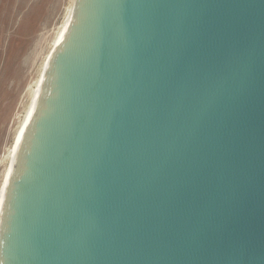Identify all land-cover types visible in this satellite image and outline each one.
<instances>
[{
  "label": "water",
  "instance_id": "95a60500",
  "mask_svg": "<svg viewBox=\"0 0 264 264\" xmlns=\"http://www.w3.org/2000/svg\"><path fill=\"white\" fill-rule=\"evenodd\" d=\"M0 264H264V0H75Z\"/></svg>",
  "mask_w": 264,
  "mask_h": 264
},
{
  "label": "rangeland",
  "instance_id": "374dc122",
  "mask_svg": "<svg viewBox=\"0 0 264 264\" xmlns=\"http://www.w3.org/2000/svg\"><path fill=\"white\" fill-rule=\"evenodd\" d=\"M74 1L0 0V190L16 132Z\"/></svg>",
  "mask_w": 264,
  "mask_h": 264
},
{
  "label": "bare ground",
  "instance_id": "6f19581e",
  "mask_svg": "<svg viewBox=\"0 0 264 264\" xmlns=\"http://www.w3.org/2000/svg\"><path fill=\"white\" fill-rule=\"evenodd\" d=\"M73 7H74V3L72 5L71 11L68 14L67 19L65 20L64 24H62L63 26L60 28V31H59L57 38H56V41H55L54 48L51 51V53L49 54V56L47 57L45 67H44V71L42 72L40 79H39V82L37 84V88L35 89L32 97H31V101H30L29 107L27 109L26 115H25L21 125L19 126L17 132H16L17 133L16 141H15V144H14V146H13V148L9 154V164H8L7 172H6V175H5L1 190H0V225H1V220H2L3 207H4L7 187H8L9 180H10V177L12 175L16 160H17V156H18V152H19L21 143H22L23 138L25 136V133L28 129V126H29V124L33 118V115L36 111L38 101L41 97V94L43 91V85H44V81H45L46 71H47L48 65L52 59V55L54 54L55 50L60 45V43L63 41L64 36L66 34L70 20L72 18Z\"/></svg>",
  "mask_w": 264,
  "mask_h": 264
}]
</instances>
